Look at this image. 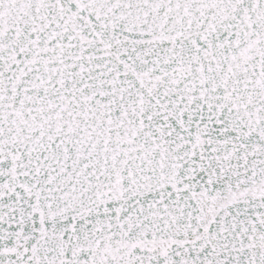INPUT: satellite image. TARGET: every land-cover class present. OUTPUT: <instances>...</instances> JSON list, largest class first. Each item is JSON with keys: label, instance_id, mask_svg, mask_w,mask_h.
I'll list each match as a JSON object with an SVG mask.
<instances>
[{"label": "snow or ice", "instance_id": "obj_1", "mask_svg": "<svg viewBox=\"0 0 264 264\" xmlns=\"http://www.w3.org/2000/svg\"><path fill=\"white\" fill-rule=\"evenodd\" d=\"M0 264H264V0H0Z\"/></svg>", "mask_w": 264, "mask_h": 264}]
</instances>
